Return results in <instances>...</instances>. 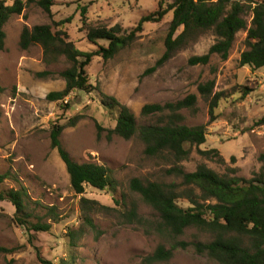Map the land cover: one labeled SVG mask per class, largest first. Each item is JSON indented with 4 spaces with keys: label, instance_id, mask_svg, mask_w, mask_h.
I'll return each instance as SVG.
<instances>
[{
    "label": "rangeland",
    "instance_id": "374dc122",
    "mask_svg": "<svg viewBox=\"0 0 264 264\" xmlns=\"http://www.w3.org/2000/svg\"><path fill=\"white\" fill-rule=\"evenodd\" d=\"M11 5L13 0H7ZM160 0H55L50 18L41 8L31 4L20 16H14L6 25V46L0 52V175L8 177L0 183V194L24 187L28 193V223L16 221V209L8 200L0 201V264H146L164 241L148 234L137 225H125L120 212L135 205L143 219L153 221L157 214L130 189L133 179L144 182L180 183L168 174L174 165L163 158L147 156L139 137L108 140L107 130L115 120L100 104V95L115 97L136 116L139 126L157 124L159 116H142L141 110L149 104L177 102L189 95L197 96L196 111H182V124L189 127L205 125L207 142L192 147L188 160L179 163L186 172H194L200 164L224 174L237 168L238 177L251 179L264 175V68L253 71L241 67V53L246 31L239 32L223 60L214 54L208 64H191V59L208 53L215 44L212 32L176 51L163 65L156 67L163 57L165 39L173 13L160 23H146L144 31L129 47L115 57L104 60L94 57L86 71L95 88L89 94L74 91L65 101L51 102L47 95L62 91L66 83L59 74L70 67L65 58L47 65L38 45L27 51L20 48V35L25 26L64 22L62 30L69 41L82 52H94L107 43L87 40L90 27H135L142 16L158 10ZM261 0H254L260 2ZM172 3L165 0L164 6ZM83 7L88 9L81 17ZM250 26L252 15L246 16ZM69 21V22H67ZM182 29L177 33L179 34ZM49 72L39 77L38 73ZM214 82L215 93L225 97L216 110L217 119L210 122L209 101L198 88ZM249 89V91H246ZM245 93H248L245 95ZM67 127L60 137L63 147L78 163H97L113 171L117 192L87 188L84 195H76L70 186L66 166L51 147L50 131L53 125ZM98 126L104 131L98 134ZM216 149L224 163L204 158L199 150ZM234 157V161L232 158ZM96 201L91 214L95 228L83 220L82 198ZM115 200L120 201L117 205ZM124 205V206H123ZM182 206H186L181 202ZM50 225V231H35L32 225ZM70 232L75 233L77 246L72 247ZM208 241V236L188 230L180 240L191 242L195 237ZM166 244V243H165ZM166 248H170L166 244ZM165 264H218L197 255L192 247L178 249Z\"/></svg>",
    "mask_w": 264,
    "mask_h": 264
},
{
    "label": "trees",
    "instance_id": "16d2710c",
    "mask_svg": "<svg viewBox=\"0 0 264 264\" xmlns=\"http://www.w3.org/2000/svg\"><path fill=\"white\" fill-rule=\"evenodd\" d=\"M160 0L158 10L141 17L135 27L124 29L120 25L108 28L90 27L87 40L91 43L103 41L94 52H82L69 41L68 34L61 28L66 21L52 24L25 26L20 35V48L27 51L32 46H40L43 51V62L56 64L65 58L70 67L59 74L66 86L62 91L51 92L47 100L65 101L74 91L89 94L95 88L90 83L87 67L94 57L109 60L122 49L131 46L144 31L146 23H160L169 13H173L169 31L165 39L166 51L157 62L156 67L163 65L172 55L197 41L202 35L212 32L216 37L208 53L191 59V64H208L210 57L217 54L226 60L239 32L246 31L245 46L241 53L239 65L253 71L264 68V0H172L164 6ZM31 4L37 5L51 18L55 0H0V52L6 46V25L14 16H20ZM88 9L83 7L81 17L84 19ZM252 15L250 26L246 20ZM69 22V21H67ZM182 31L177 34L180 30ZM51 73H38L37 76H48ZM4 89L0 87V93ZM204 99L209 101L210 122L217 119L216 110L225 97L224 93H215L214 82L200 85L198 88ZM249 91V89H246ZM248 93H245V95ZM100 104L110 112L115 126L107 130V139L118 137L131 140L134 137L145 145L144 153L149 157L163 158L174 166L168 174L181 180L180 183L144 182L133 179L130 189L137 193L141 200L156 214L157 219H143L135 205L120 212V218L126 225L142 227L146 233L158 235L164 243L160 244L152 255L144 259L146 264L168 263L178 249L192 247L197 255L205 256L218 264H264V175L254 178L238 177V169L232 168L228 173L220 174L205 164L197 166L194 172H186L179 163L188 160L192 147H200L207 142L205 125L189 127L182 124V111H196L197 96L192 94L177 102L145 105L142 116H159L157 124L139 126L134 113L115 97L101 93ZM76 120L67 125H53L50 131L51 147L58 152L66 166L70 186L76 195H84L87 188L116 194L118 186L113 171L97 163L75 162L63 147L60 137L67 127L76 125ZM264 125V117L259 122ZM104 129L98 126V134ZM207 159L217 158L224 163L223 157L216 149L199 150ZM234 161V157L232 158ZM8 175H0L2 183ZM27 190H9L0 194V201L8 200L16 209V221L25 226L30 218L27 213ZM120 205L119 200H115ZM181 202L186 206H182ZM83 220L94 229L91 214L95 212L96 201L82 198ZM124 206V205H123ZM35 231H50V225H32ZM195 230L200 235L208 236V241L195 237L186 242L180 238L188 231ZM72 247L77 246L75 233L70 232ZM170 248H166V244ZM0 252L10 250L0 247ZM44 264H52L42 261Z\"/></svg>",
    "mask_w": 264,
    "mask_h": 264
}]
</instances>
